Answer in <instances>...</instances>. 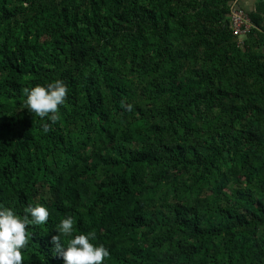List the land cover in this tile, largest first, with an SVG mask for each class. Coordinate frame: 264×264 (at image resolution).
<instances>
[{
  "label": "trees",
  "instance_id": "obj_1",
  "mask_svg": "<svg viewBox=\"0 0 264 264\" xmlns=\"http://www.w3.org/2000/svg\"><path fill=\"white\" fill-rule=\"evenodd\" d=\"M236 3L0 0V204L50 213L24 264H64L66 216L102 264H264V0L242 41ZM56 79L51 122L24 89Z\"/></svg>",
  "mask_w": 264,
  "mask_h": 264
},
{
  "label": "clouds",
  "instance_id": "obj_2",
  "mask_svg": "<svg viewBox=\"0 0 264 264\" xmlns=\"http://www.w3.org/2000/svg\"><path fill=\"white\" fill-rule=\"evenodd\" d=\"M68 91V85L62 79L46 85L37 84L24 89V103L30 112L55 122L59 118V107L66 103ZM127 107L131 109L132 106L129 104ZM43 128L47 131L49 124L44 123ZM49 216L48 207L40 203L27 206L23 216L0 204V264H24L22 250L28 245L31 235L26 226L45 225ZM73 225V217L66 216L56 227L58 234L52 236L54 250L62 254L64 264H102L110 256L108 248L93 242L94 231L73 235ZM61 234L68 237L66 242L62 241Z\"/></svg>",
  "mask_w": 264,
  "mask_h": 264
},
{
  "label": "built area",
  "instance_id": "obj_3",
  "mask_svg": "<svg viewBox=\"0 0 264 264\" xmlns=\"http://www.w3.org/2000/svg\"><path fill=\"white\" fill-rule=\"evenodd\" d=\"M230 19L234 33L242 41L243 37L252 28V20L249 13L239 3H236L232 9Z\"/></svg>",
  "mask_w": 264,
  "mask_h": 264
},
{
  "label": "crops",
  "instance_id": "obj_4",
  "mask_svg": "<svg viewBox=\"0 0 264 264\" xmlns=\"http://www.w3.org/2000/svg\"><path fill=\"white\" fill-rule=\"evenodd\" d=\"M257 0H240V5L247 10L255 9Z\"/></svg>",
  "mask_w": 264,
  "mask_h": 264
}]
</instances>
